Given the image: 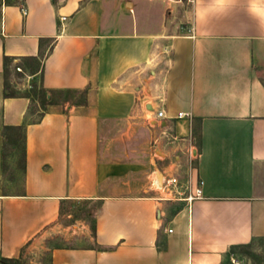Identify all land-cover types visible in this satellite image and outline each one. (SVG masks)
Returning a JSON list of instances; mask_svg holds the SVG:
<instances>
[{"label": "crops", "instance_id": "1", "mask_svg": "<svg viewBox=\"0 0 264 264\" xmlns=\"http://www.w3.org/2000/svg\"><path fill=\"white\" fill-rule=\"evenodd\" d=\"M0 1V257L223 264L264 238V0ZM8 70L54 109L30 120ZM158 174L201 198L166 199Z\"/></svg>", "mask_w": 264, "mask_h": 264}, {"label": "rangeland", "instance_id": "2", "mask_svg": "<svg viewBox=\"0 0 264 264\" xmlns=\"http://www.w3.org/2000/svg\"><path fill=\"white\" fill-rule=\"evenodd\" d=\"M182 2L188 3L187 0H182ZM182 9L185 10V8ZM24 84L22 77L17 76L16 72L11 70L6 72L5 93L10 96L22 93L30 96L31 105L28 112L30 120H37L43 112L54 109V105H42V102H47V96H42L41 89L37 84H33L34 86L31 85L28 92H22V85ZM64 100L76 104H83L86 100V94L63 93L53 97L54 102ZM21 134V131L10 132V138L6 140L4 145L6 156L20 153L22 149ZM15 166L17 165L15 164ZM15 170L17 174L18 171L17 169ZM255 189L257 196L264 197V169L261 171L258 170L256 173ZM68 215H70V218L66 219L68 225H74L75 222L88 220L85 208L80 205L77 207H70ZM20 264H48V256L44 255L43 257H38L34 254H24ZM223 264H264V238L254 239L246 245L229 247L226 252V260Z\"/></svg>", "mask_w": 264, "mask_h": 264}, {"label": "built area", "instance_id": "3", "mask_svg": "<svg viewBox=\"0 0 264 264\" xmlns=\"http://www.w3.org/2000/svg\"><path fill=\"white\" fill-rule=\"evenodd\" d=\"M64 20V18H63ZM16 71L20 72V69L17 67ZM186 116L182 113L178 114V117ZM157 119L164 118V114L162 111H157L156 113ZM165 193L166 199H177L181 195H183V200L187 203H191L193 200L199 199L202 196V182L198 181L193 189H191L188 185L182 186L180 181L174 177L169 176L163 179L162 185L160 186Z\"/></svg>", "mask_w": 264, "mask_h": 264}, {"label": "trees", "instance_id": "4", "mask_svg": "<svg viewBox=\"0 0 264 264\" xmlns=\"http://www.w3.org/2000/svg\"><path fill=\"white\" fill-rule=\"evenodd\" d=\"M0 5H1V1H0ZM4 62H5V59H4ZM40 91H41L42 96L44 95L47 96L49 94V92L43 88H41ZM4 96L7 97L8 94L4 93ZM51 104H52V100H51V96L49 95L47 97V102H42V105H51ZM42 115L43 113L40 114L39 118L36 121H38ZM20 262H21V257L17 259H7V258L0 257V264H20Z\"/></svg>", "mask_w": 264, "mask_h": 264}, {"label": "water", "instance_id": "5", "mask_svg": "<svg viewBox=\"0 0 264 264\" xmlns=\"http://www.w3.org/2000/svg\"><path fill=\"white\" fill-rule=\"evenodd\" d=\"M157 181H158V185L161 186L162 185V176L160 174H158V176H157Z\"/></svg>", "mask_w": 264, "mask_h": 264}]
</instances>
